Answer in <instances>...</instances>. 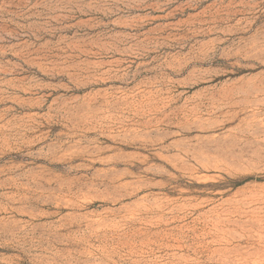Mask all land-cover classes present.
Segmentation results:
<instances>
[{
	"label": "rangeland",
	"instance_id": "1",
	"mask_svg": "<svg viewBox=\"0 0 264 264\" xmlns=\"http://www.w3.org/2000/svg\"><path fill=\"white\" fill-rule=\"evenodd\" d=\"M0 264H264V0H0Z\"/></svg>",
	"mask_w": 264,
	"mask_h": 264
}]
</instances>
